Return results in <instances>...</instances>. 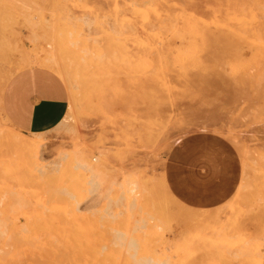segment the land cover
<instances>
[{
	"label": "rangeland",
	"instance_id": "374dc122",
	"mask_svg": "<svg viewBox=\"0 0 264 264\" xmlns=\"http://www.w3.org/2000/svg\"><path fill=\"white\" fill-rule=\"evenodd\" d=\"M30 66L70 98L23 133ZM0 257L264 264V0H0Z\"/></svg>",
	"mask_w": 264,
	"mask_h": 264
},
{
	"label": "crops",
	"instance_id": "0c3cea01",
	"mask_svg": "<svg viewBox=\"0 0 264 264\" xmlns=\"http://www.w3.org/2000/svg\"><path fill=\"white\" fill-rule=\"evenodd\" d=\"M62 82L40 67L30 66L18 71L7 82L2 94L4 115L23 133L52 128L66 112V96L70 98Z\"/></svg>",
	"mask_w": 264,
	"mask_h": 264
},
{
	"label": "bare ground",
	"instance_id": "6f19581e",
	"mask_svg": "<svg viewBox=\"0 0 264 264\" xmlns=\"http://www.w3.org/2000/svg\"><path fill=\"white\" fill-rule=\"evenodd\" d=\"M127 29V28H126ZM135 46V45H134ZM69 75V74H68ZM25 139V138H24ZM27 139V138H26ZM18 140V139H17ZM19 141V140H18ZM31 142V141H30ZM33 142V141H32ZM24 144V143H23ZM35 144V143H34ZM31 147V146H30ZM33 150L30 152L29 151V153H28V155H31V156H34L35 157V159H36V157H38V149H37V147L36 146H33V148H32ZM30 158V157H29ZM32 160H29L30 162L31 161H33V158H31ZM34 159V160H35ZM26 160H28V159H26ZM79 162H80V164L84 167V168H86L87 170H89V171H92L93 173L94 172H98V170L97 169H95V167H93V166H91L89 163H88V161H86L85 159H80L79 160ZM94 174H96V173H94ZM1 258V257H0ZM3 259V258H2ZM158 264V263H157Z\"/></svg>",
	"mask_w": 264,
	"mask_h": 264
}]
</instances>
